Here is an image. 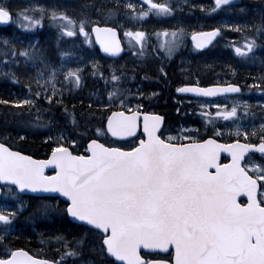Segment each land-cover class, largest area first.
Instances as JSON below:
<instances>
[{
	"label": "snow or ice",
	"instance_id": "obj_1",
	"mask_svg": "<svg viewBox=\"0 0 264 264\" xmlns=\"http://www.w3.org/2000/svg\"><path fill=\"white\" fill-rule=\"evenodd\" d=\"M143 2L148 8L136 12V5L127 0L123 7L130 11L125 15L135 19L137 16L147 17L152 12L157 16L170 15L174 10L167 0ZM214 3L215 8H219L228 5L229 0H214ZM120 7V0H115L114 7L108 8L106 14L109 17L118 16ZM31 10H39L40 18L26 15L29 9L21 10L17 12V17H22V20H17L21 27L40 25L41 18L50 12L51 22L57 18L62 21V33L74 36L76 32L70 28L76 29L90 42L91 33L86 31L88 26L104 52L121 51L117 28L123 25L119 20L116 21L117 27H101L86 13H81L82 18L75 20L64 11L39 4L32 5ZM96 10L100 11L99 8ZM9 21H13V12L5 6V0H0V22ZM235 27L240 29L239 25ZM244 27L253 28L257 34L264 33V16L260 23ZM218 33L220 27H212L204 32L193 31L191 35L195 46L203 48ZM158 34L170 36L160 47H165L171 54L185 32L181 27L171 31L163 29ZM125 36L135 37L140 45L137 51L140 55L145 54V31L125 30ZM0 40L5 45L10 43L7 38ZM245 40L246 47H235L237 54L246 55L256 43L251 36L245 37ZM130 43L136 47V43ZM0 59H10L16 65L21 61L25 65L31 62L35 67L36 76L28 75V79L35 82L37 91L31 92L29 85L30 98L0 99V103L14 105L17 109L27 106L28 113L36 107V99L32 97L51 103L54 96H63L69 83L71 88L81 87L82 76L78 74L82 72L81 68H68L63 72V80H60L63 65H54L45 52L32 44L19 49L13 44ZM92 67L96 69V64ZM160 71L164 72V69L161 67ZM115 72L113 69L110 76L112 88H106V98H89L86 112L69 113L74 127L92 129V136H87L86 131L82 133L87 140V155L74 151L73 146L78 144V139H65L63 133L58 138L46 137L53 141L46 159H35L14 150L6 142H0V182H5L0 185V190L15 187L18 191L59 193L67 198L65 213L80 222L77 226L83 229L71 239L63 232L47 238L44 242H54L59 247L56 249L57 258L46 259L6 242L24 205L12 211L0 210V248L3 249L0 264H67L69 257L78 259L79 264H264V163L252 160L259 153L264 161V124L259 126V131L255 127L251 131L244 130L241 126L230 130L229 135L234 133L235 138L227 143L222 142L225 132L220 128H215L213 135L207 136L201 135L199 129L188 130L196 135H185L183 128L175 136H165L163 131L158 134L163 117L147 111H132L129 96L134 99L135 95L143 96L144 93L138 89L137 94H132L130 89L120 88L123 74L118 76ZM0 74L19 82L14 72ZM105 82L108 83V78ZM259 83L264 84V75L259 78ZM176 91L211 96L217 92H239L240 87L232 83L209 87L184 84ZM135 107L142 108V105ZM222 107L217 106L218 109ZM244 110L247 111L246 105ZM65 112H68L67 108ZM11 114L13 117L22 116L23 111ZM236 114L237 107L234 105L230 110H217L211 116L228 118L236 117ZM204 115L209 116L208 113ZM77 116L84 121L83 125ZM94 121H98L99 126ZM17 123L20 125L17 138L23 139L22 133L28 126L40 125V117L37 114L32 120ZM141 125L142 138L134 147L114 146L107 140L109 135L131 136ZM221 151L230 154L228 163L218 162ZM241 161H244L243 165ZM50 166L51 174H46L45 169ZM249 167L252 174H249ZM241 193L246 194V203L239 201ZM52 208L45 202L38 211L47 216ZM86 252H93L100 259L86 257Z\"/></svg>",
	"mask_w": 264,
	"mask_h": 264
},
{
	"label": "trees",
	"instance_id": "obj_2",
	"mask_svg": "<svg viewBox=\"0 0 264 264\" xmlns=\"http://www.w3.org/2000/svg\"><path fill=\"white\" fill-rule=\"evenodd\" d=\"M86 1L88 0H83L82 4H84L87 11L99 8L103 13L104 24L101 26L107 25L117 27L116 23L113 21L114 16L109 17L106 14V10L108 8L114 7V0H99L98 3L90 0L91 3H87L85 5ZM187 1H194L193 5L195 6H188L192 9H196L191 15L192 17H194L193 19L199 18L195 17L197 15H202L203 17L209 16L214 19V22L209 25L210 28L220 27V33L218 35L217 41L214 47L211 48V50L215 48H224L226 52H229L227 54H234L235 47H246L245 37L251 36L256 41V43L251 50H248L246 55H243L240 75H248L247 77H244L248 78V81H250L251 77H254L257 74L264 75V38H261V35L264 36V33L257 34L255 31H251V27H244L242 30H237V28L235 27L236 25H239L241 29L244 19H249L251 23V20L254 18H262V16L264 15L260 14L258 10L251 11V9L255 8L264 10V0L260 1L259 3H250L246 0H243L245 4L233 8H215L214 0ZM174 3H178V1L174 0ZM120 4L121 7L119 8L118 16L123 15L127 12V10L123 7V3L121 0ZM88 5H91V7H86ZM200 5H203L204 7L201 8ZM211 6L212 9H214L212 11L213 14L211 13V11L209 13L208 10L209 8H211ZM190 8H187V10L192 11V9ZM178 15L179 17L184 18V14L182 12ZM223 25H233V27H223ZM42 38L43 35L40 36V44H43ZM221 43L224 45H220ZM188 46L193 49V45L190 42L186 44V47ZM65 47H67V45ZM147 57H150V61L153 62L151 54H147ZM155 66V64L149 63V65L145 64L144 67L139 70L132 68L131 70H134L135 72H124L126 70H130V68H125L123 70H116L115 73L118 76H121V74H123L122 76H124L119 84L120 88L130 89V87L135 84H142L147 87V89L150 88L152 90H156V92H159V96L155 97L154 99H149L153 100L151 101L153 106L150 105V107H155L152 110L155 109L154 111L162 114L165 117V133L167 135L176 133L181 128H194L199 129V133L201 135L207 136L213 135L215 128H220L224 129L225 132V136L222 142L227 143L229 142V139L235 138L232 135L230 136L228 132L231 130L230 124L234 121L240 119L247 123L248 131H251V129L253 128L251 125L260 124L262 122L261 114H259V112L257 111L259 110V108L260 110H263L260 103L264 104V96H260V94H253L242 85V95L240 96V98L244 99L245 104L242 106H236V117L214 118L211 116V114L216 112L217 110L214 109L208 112L199 109L196 105L194 106V109L197 110V115H195V111L193 110V108L190 107H188L187 109L184 108L182 112L177 111L178 104L173 102V96H175V88H177L182 83H193V81L190 80L186 75L179 74L175 67L174 69L167 71L166 76H164L158 70V66H156L157 70L154 71ZM111 72V70H106L103 74L99 75V77H90V82H88L87 79V76L90 75V72H86L85 76L82 77L81 87L76 88V90H71L70 95L67 96L66 92H64L61 99L55 97L53 98V102L51 103L47 100H44L43 98L37 99V107H34L31 113L27 112V106H20V108L17 109V107L14 105H5L0 103V141L6 142L14 150L21 151L27 155H31L36 159H46L50 154V148L53 144V141L47 140L46 137L51 136L54 138H58L60 134L63 133L65 139H67V137H74L78 139L79 142L77 145L73 146V149L74 151L83 154L85 146L87 145V140L85 136L82 135V133L86 131L87 136H92V129L89 128L85 130L83 127H80L79 129L74 127L69 113L73 111H75L76 113L86 112L89 98H91L92 100H96L100 97L106 98V87L111 89V81H108V83L106 84L105 78L110 77L111 75L109 73ZM203 75V78H205L203 82H201L203 86L213 84V82L215 84L217 81H220V79L218 78H213L212 81V79L209 78L210 76H207L205 74ZM233 83L239 84V79L236 78ZM13 84H11V81L7 78L0 77V99H7L9 97H14V95L25 93L23 89L16 88L14 81ZM169 84L171 87H169L168 89ZM261 90H264L263 84H260L259 92ZM72 92H76V94L74 95ZM248 92L252 94L251 97L247 95ZM79 95L81 98H79ZM25 98L27 97L25 96ZM56 100H62V102L55 103ZM81 101H83L84 103H81ZM254 102L256 104H259L258 107ZM147 105L149 106L148 103ZM245 105L247 107V111L244 110ZM37 108L39 109V113H37ZM65 108L68 109V112H65ZM21 110L23 111L22 116H12L11 113L13 111ZM147 110L149 111L151 109L147 108ZM177 113L178 115L176 116ZM204 113H208L209 116L206 117ZM37 114L40 117V125L42 126H28L27 130L22 133L24 138H17V129L20 127L17 122L20 120H32ZM182 115H187V122L183 119L181 120ZM77 119L80 120L79 116H77ZM83 123L84 121L80 120V124L83 125ZM94 123L99 126L98 121H94ZM256 129L257 131H259V128ZM192 134L196 135V133ZM107 140L111 145L114 144L113 142H111L109 137H107ZM253 142H256L254 138ZM133 144L130 143V146H133ZM252 160L257 163H264V161L261 160V157L253 156ZM4 197L7 198V201L5 200V204L0 201V205L5 207V209L8 211L17 209L21 204L24 205L23 209L18 213L14 220V231L11 234L7 235L6 242L13 247H24L26 250H30L33 254L44 256L48 259H55L57 258L58 253L57 251L53 250V246H55L56 244L54 242L44 241H46L47 238L56 235L58 232H63L68 237L69 234H74L73 231L78 230L73 227L66 218L64 204H61L57 207L54 205L53 201L50 200L23 198L19 196L13 189L6 190L4 193ZM45 202L53 206L52 210L48 213L47 216L41 215L38 211L39 207ZM55 216H59L60 218H62V221L58 222L54 220ZM82 230L83 229L81 228V231ZM2 251L3 249L0 248V252ZM87 256L91 257V254L87 253ZM93 256L96 259H100L95 255ZM67 264H79V261L78 259L74 260V258L69 257L67 258Z\"/></svg>",
	"mask_w": 264,
	"mask_h": 264
},
{
	"label": "rangeland",
	"instance_id": "obj_3",
	"mask_svg": "<svg viewBox=\"0 0 264 264\" xmlns=\"http://www.w3.org/2000/svg\"><path fill=\"white\" fill-rule=\"evenodd\" d=\"M93 1L95 3L99 2L98 0H93ZM177 1L178 3H174V0H167V2L174 8L172 14L170 15L157 16L154 12H152L147 17L137 16L135 19L126 16L125 14L120 16H114L113 21L116 23V21L119 20L123 25L122 27H118V30L121 33L125 47L129 51L127 56L123 58V60L114 64V63L106 62L100 56L98 50L93 44L92 35L90 36V42H89L88 40H86L85 36L82 33H79L76 29L70 28V30L76 32L74 36H68L66 33H62L60 27L62 21L60 20V18H57L55 22H51L50 12H46L45 15L41 18L40 25H36L32 28H23L17 22L18 19L22 20V17L19 18L17 17V12L25 9H29V11L25 12L26 15H31L34 19L40 18L39 10L36 11L31 10L32 5L39 4V5H43L45 8H55L58 11H64L67 15H69L75 20H79L80 18H82L81 13H86L94 22L103 25L104 24L103 13L101 11H97L96 9L87 11L84 4H82L83 0H5V6L10 7V9L13 12V21H9L7 31L3 34H0V38H7L10 41L8 45H5L3 41L0 40V57H2L3 52L8 48H10L11 45L13 44L17 49L22 47H28L29 44H32L36 48L45 52V54L50 57V60L54 63V65L56 66H59L61 64L63 65V69L59 77L60 80H63V72H66L68 68L75 69L79 67L82 69V72L78 74H80L82 77L85 76L86 72H90V75L87 76L88 82H90V77L91 78L99 77V75L103 74L106 70L113 71V69L123 70L125 68H130V70L124 71V72H129V71H134L131 70L132 68L137 70L142 69L145 64L149 65L150 57H147V54H151L154 60L159 61V70L161 69V67L164 69V72H161L164 76H166L165 73H166L167 62L168 63L172 62L178 58V62L176 66H179L180 68H178L177 72L179 74L186 75L194 83L202 84L201 82H203V80L205 79L203 78L204 77L203 74L210 76L209 78L212 79V81L213 78L220 79V81H217L215 84L231 83L236 78H238L239 82L244 88L251 91L253 94H260V96H264V90H261L259 92V88H260L259 78L262 75L257 74L256 76L251 77L250 81H248V78H244L243 75H240L243 55L237 54L236 52L234 54H227L229 52H226L224 48H215L208 52H202L196 46H193V49L190 46L186 47L187 43L189 42L191 43V39H192L191 33L193 31L199 32L205 28L207 30L208 29L207 27H209V25L214 22V19L209 16L203 17L202 15L201 16L197 15L195 17H199L203 21L198 18L186 19V17L194 18L191 15L193 14V11L196 9L194 8L192 9L188 7V6H192L194 1H187V3H185L184 0H177ZM246 1L250 3L253 2L259 3L262 0H246ZM126 2H127L126 0H122L123 4ZM131 2L136 5L135 8L136 12H139L141 8L144 9L148 8L146 2H142L140 0H131ZM157 2H162V0H154V3ZM87 3H90V0L86 1L85 5ZM187 8L192 9V11L191 10L188 11ZM252 10H258L260 14L264 15V10L262 9L252 8L251 11ZM181 12L184 14V18L179 17L178 14ZM211 13L213 14L212 11ZM260 21L258 23H260ZM25 23L27 22L25 21ZM63 23L67 25V22H63ZM251 24L252 23H250L249 19L246 20L244 19L241 29H243L245 25H251ZM181 27L184 29L185 35L181 37L178 46L172 50L171 54H169L167 49L165 47H160V45L162 42H167V40L170 39V36H165L163 34H158V33H162L163 29H169V31H171ZM241 29H237V30H241ZM125 30H132V31L142 30L146 32L147 43H146V51L144 55H140L139 52L137 51V48L140 45L138 42L135 41V37L125 36ZM86 31L91 33L90 27L86 26ZM251 31H255V30L253 29ZM10 33H12V35H9ZM38 34L47 35L45 39H42L43 44H40L41 40L39 41V39L34 37L35 35ZM262 36L263 35H261V38H264V36L263 37ZM51 39L53 41H51ZM130 41L132 43H136V47H133ZM66 45L67 47H65ZM220 45H224V44L221 43ZM61 53H64V55L61 56L60 55ZM93 64H96V69H93L92 67ZM156 70L157 67L155 66L154 71ZM9 71L14 72L17 75V77H19V82L14 81L11 78V76L8 75L0 74V77L7 78L8 80L11 81V84H13L14 81L16 88H20L25 91V93L14 95V97L25 98L26 96L27 98H30L31 92L37 91V85L35 84V82L29 81L28 79V75H31L32 77L36 76L35 67L32 66L31 62L25 65L23 61H21L19 65H16L13 64L10 59L9 60L0 59V73H8ZM93 72H96V74L93 75ZM109 74L111 75L112 72ZM123 78L124 76H122V79ZM108 81H110V77H108ZM112 83L113 82H111V88H112ZM29 85L31 87V92L29 91ZM59 86L60 85L58 84L57 87ZM169 87L171 86L168 85V89ZM138 89L140 92L144 93L143 96L137 94ZM71 90H76V88H71L69 83L68 90L64 91L66 92V96L70 95ZM130 91L132 94H137L135 95L134 99L132 98L131 95L129 96V101H130L129 108L135 111H141V109H143V107L146 106V102H148L149 105L153 106L151 102L153 100H149V99H154L155 97L159 96V92H156V90L147 89L142 84H135L131 86ZM72 93L74 95L76 94V92H72ZM49 94H51L50 89H49ZM247 95L250 97L252 96L250 92H248ZM42 96H43V92L41 93V97ZM55 97H57L58 99L62 98L59 95L54 96V98ZM32 98L37 100L40 97H32ZM79 98H81L80 95ZM173 102L180 106L192 107L193 110L195 111V115H197V110L194 109L195 105L199 109L209 112L214 109L224 110L226 108L230 110L234 105L242 106L245 104L243 98L222 99L219 101L218 100L215 101L216 103L215 102L199 103V101H195V100H185V99L180 100V98H176V96H173ZM136 105H142L143 107L137 108L135 107ZM218 105H221L223 107L218 109L217 108ZM255 105H257L258 107L259 104L255 103ZM260 105L263 110H260L259 108L257 112L261 114L262 122L256 125L249 124L253 128L254 127L259 128L260 125L264 124V104L260 103ZM230 126H231V130H234L238 126L243 127L244 130H247L248 127L247 123H245L240 119L231 123ZM185 130H186L185 135H193L192 132L188 131L189 129H185ZM177 133H174L172 135L175 136ZM232 136H234V133L232 134ZM113 145L118 147H126V145H123L121 143H115ZM248 171L252 173V168L249 167ZM5 200L7 201L6 197H4L1 202L5 204ZM53 203L55 206L57 207L59 206V203L56 202ZM3 209H5V207L0 205V210ZM54 220L61 222L62 218H60L59 216H55ZM79 232L80 230H76L73 232L74 234L71 235L73 236L79 235L80 234ZM58 247L59 245L56 244L55 246H53V250L56 251ZM87 253L91 254V256L95 254L93 252H87ZM87 253H85V256L89 257L87 256Z\"/></svg>",
	"mask_w": 264,
	"mask_h": 264
},
{
	"label": "water",
	"instance_id": "obj_4",
	"mask_svg": "<svg viewBox=\"0 0 264 264\" xmlns=\"http://www.w3.org/2000/svg\"><path fill=\"white\" fill-rule=\"evenodd\" d=\"M238 0H229V4L228 5H222L223 7L225 6H233V5H236L238 4ZM0 25L3 27L6 25V23L4 22H0ZM218 35V34H217ZM213 37L209 42L205 43L204 45V49H207L208 47H210L216 40V37ZM117 39L119 40L120 42V45H121V51L120 52H117V53H106L104 52L103 48L101 47L100 43L95 39V33L93 32V40L96 44V46L99 47L101 53L103 56L105 57H109V58H114V59H118L120 58L122 55H124V53H126V51L123 49L122 47V44H121V41H120V38H119V35H118V32H117ZM241 92V89L239 92H233V93H215L214 95H206L204 93H197V92H180L181 94H184V95H190V96H193V97H199V98H208V99H215V98H218V97H223V96H228V95H232V96H236V95H239ZM142 117H140V120L142 121ZM163 128H164V119L162 121V124H161V129L158 130V134L160 131H163ZM142 133V125L141 127H139L137 129V131L135 133H133L131 136H126V137H110L114 140V141H118V142H127V141H131V140H134L136 139L140 134ZM87 147V146H86ZM88 153L86 152V155ZM256 154H259V153H256ZM247 156V154H245ZM224 159H227L228 162L231 160V156L229 153L227 152H224V151H221L220 153V156H219V160L218 162L221 163V164H225L223 163V160ZM227 162V163H228ZM241 164L243 165L244 164V161H241ZM51 166L49 168H46L45 169V172L46 174H49L51 173ZM5 184V182H0V185H3ZM4 188H7V187H4ZM15 188V187H13ZM16 189V188H15ZM17 190V189H16ZM18 191V190H17ZM19 194H21L22 196H32V197H37V198H55V199H59L61 200L62 202L65 203V200L67 198L63 197L61 194L59 193H35V192H32L31 190H24V191H18ZM3 195V189L0 190V198L2 197ZM239 201L242 203V201H244L245 203L247 202V196L246 194L244 193H241L240 197H238ZM68 218L70 219L71 222H73L74 224H79L80 222H77V221H74L72 220L71 217L68 216ZM112 259H115V258H112ZM117 264H121V262H117Z\"/></svg>",
	"mask_w": 264,
	"mask_h": 264
},
{
	"label": "bare ground",
	"instance_id": "obj_5",
	"mask_svg": "<svg viewBox=\"0 0 264 264\" xmlns=\"http://www.w3.org/2000/svg\"><path fill=\"white\" fill-rule=\"evenodd\" d=\"M99 1V0H98ZM238 4H236V5H233V6H225V7H223V6H220L219 8H233V7H238V6H241L242 4H245V2H243V0H238ZM91 3V2H90ZM101 3V2H100ZM83 8V7H82ZM94 10V9H93ZM127 10V9H126ZM83 11V10H82ZM128 11V10H127ZM197 18V17H196ZM186 19H193V18H191V17H186ZM198 19H200V18H198ZM200 20H202V19H200ZM261 20V18L260 17H258V18H254V19H252L251 20V23L253 24L254 22L255 23H258L259 21ZM203 21V20H202ZM9 23V22H8ZM100 26H101V24H100ZM3 27H6V28H3L2 30H1V32H0V34H3V33H5L6 31H7V27H8V24H6L5 26H3ZM101 27H104V26H101ZM112 27V26H111ZM253 30V29H252ZM51 31V30H50ZM117 32H118V35H119V38H120V41H121V44H122V47H123V49L126 51V53H124V55H122L120 58H118V59H114V58H109V57H105V56H103L102 55V53H101V51H100V49H99V47L98 46H95L96 47V49L98 50V52H99V54H100V56L106 61V62H109V63H117V62H119V61H121V60H123V58H125L126 56H127V54H128V50H127V48L125 47V45H124V42H123V39H122V36H121V33H120V31L118 30V28H117ZM48 34V33H47ZM54 34V33H53ZM8 35V34H7ZM9 35H12V33H10ZM41 35H43V38L42 39H45L46 37H47V35H45V34H38V35H35L34 37L35 38H37V39H39V41L41 40L40 39V36ZM91 35H92V39H93V32H91ZM53 37H54V35H53ZM50 40V39H49ZM51 41H53L52 39H51ZM5 49V48H4ZM232 84H235V83H233V81L231 82ZM184 84H195L197 87H209V86H211V85H214V84H210V85H207V86H203L202 84H198V83H182V84H180L177 88H179V87H182ZM227 84H229V83H227ZM240 84V85H239ZM239 84H237V85H239V87H240V89H241V92H240V94L239 95H236V96H232V95H228V96H223V97H218V98H215V99H211V100H213V101H219V100H222V99H237V98H240V96L242 95V86H241V83H239ZM219 85H225V84H219ZM147 88V87H146ZM177 88H175V96H176V98H180V100H195V101H199L201 98H199V97H193V96H190V95H184V94H181L180 92H177L176 91V89ZM150 89V88H149ZM150 90H152V89H150ZM147 103L148 102H146V106H144L145 108H148V109H153V108H151L150 107V105L148 106L147 105ZM149 104V103H148ZM177 107H184V108H188V107H190V106H180V105H178ZM190 108H192V107H190ZM155 110V109H154ZM159 111V110H158ZM36 220H37V218H36ZM35 221V220H34ZM39 221H41V220H39ZM39 223V222H38ZM35 225V224H34ZM73 226V225H72ZM73 227H75V226H73ZM42 228V227H41ZM74 232V231H73ZM71 236V238L73 237V235H70Z\"/></svg>",
	"mask_w": 264,
	"mask_h": 264
},
{
	"label": "flooded vegetation",
	"instance_id": "obj_6",
	"mask_svg": "<svg viewBox=\"0 0 264 264\" xmlns=\"http://www.w3.org/2000/svg\"><path fill=\"white\" fill-rule=\"evenodd\" d=\"M3 28H6V27H2L1 25H0V32H1V30L3 29ZM166 62H167V59H166ZM177 62H178V58L177 59H175L174 61H172V62H167V67H166V73H167V71H170V70H172V69H174V67H176V70H178V68H180L179 66H176L177 65ZM150 63H152V64H155L156 66H158V68H159V61L157 60V61H155L154 59H153V62H151L150 61ZM171 65V66H170ZM159 70V69H158ZM160 71V70H159ZM160 73H161V71H160ZM244 77H247L248 75H243ZM170 85V84H169ZM173 89H174V87H173ZM183 109H184V107H177V111H180V112H182L183 111ZM155 114V113H154ZM158 114H160V113H158ZM178 115V113L176 114V116ZM188 120L187 119V115H182L181 116V120ZM190 119V118H189ZM187 122V121H186ZM186 122H183V123H186ZM30 198H32L33 199V197H30ZM55 202H60V201H56L55 200ZM66 218L69 220V218H68V216H66ZM69 223H70V220H69ZM68 223V224H69ZM71 225H73V223H70ZM74 226H75V228L76 229H80L79 227H77V225L76 224H74ZM80 233V232H79ZM71 234H69L68 235V237L69 238H71V236H70ZM39 256V255H38ZM39 257H42V258H46V257H44V256H39ZM46 259H48V258H46Z\"/></svg>",
	"mask_w": 264,
	"mask_h": 264
}]
</instances>
